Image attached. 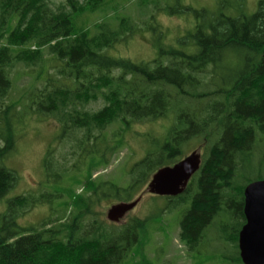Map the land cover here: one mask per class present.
I'll return each mask as SVG.
<instances>
[{"label":"trees","instance_id":"obj_1","mask_svg":"<svg viewBox=\"0 0 264 264\" xmlns=\"http://www.w3.org/2000/svg\"><path fill=\"white\" fill-rule=\"evenodd\" d=\"M54 1L0 0V264H123L147 222L133 218L115 225L102 220L97 208L104 202L134 201L152 175L185 158L192 143L201 153L199 170L181 195L166 197L169 212L186 206L179 241L196 252L213 224L231 248L225 260L243 264L237 232L244 220V190L264 180V0L249 15L245 0H216L213 10L184 5L183 0H137L142 12L152 5L168 15L193 17L189 32L175 38L174 46L157 43L163 30L154 24L157 54L138 63L108 53L136 30L130 17L119 18L114 26L95 23L93 31L76 28L74 19L99 11L108 0ZM154 19L152 14L149 21ZM45 53L55 61L49 67L54 73L44 68ZM19 64L35 73L34 82L43 74L44 79L22 94L20 102H9L11 72ZM97 103L100 108L88 109ZM26 113L60 124L75 173L87 164L81 192L68 191L69 206L29 227L19 219L40 203L51 206L63 190L5 199L18 177L3 162L15 152L16 128ZM160 119L171 121L163 138L137 134L146 148L123 185L93 178L127 145L126 131ZM254 158L258 178L246 180ZM43 165L54 183L70 172L56 166L50 153Z\"/></svg>","mask_w":264,"mask_h":264},{"label":"rangeland","instance_id":"obj_2","mask_svg":"<svg viewBox=\"0 0 264 264\" xmlns=\"http://www.w3.org/2000/svg\"><path fill=\"white\" fill-rule=\"evenodd\" d=\"M60 1L56 0L54 4L57 5ZM225 1L232 3L233 0ZM258 1L245 0L243 3L245 13L248 15L253 13ZM170 2L174 4L175 0H170ZM182 3L193 8L213 10L216 0H183ZM162 4L163 2L160 1L161 7ZM152 14L155 15V19L149 21ZM123 16L131 18L136 25V30L128 40L116 45L115 49L109 50L108 53L112 56L129 58L136 63L148 62L154 59L157 54V46L152 44V39L157 42L155 38L158 37L156 36L157 32L154 30V24L158 23L163 30L162 37L159 38L157 43L162 46H174L175 38L185 36L190 30L189 23L193 20V17L189 14L168 15L161 10L156 11L152 5H149L142 12L137 8V0H108L99 11L87 13L74 19V21L76 28H90L93 31L95 23L110 22L114 26L118 19ZM45 61L44 68L48 69L49 73H54L49 67L54 65L55 61L47 53H45ZM34 76L35 73L32 70L20 64L12 70L13 87L9 95V102H20L22 94L31 86L40 87L42 85L44 74L38 82H34ZM100 107L101 104L97 103L89 105L88 109L96 110ZM171 117L170 115L169 118ZM21 118L23 123L19 125L18 129L16 128L18 138L15 152L3 162L4 167L16 172L18 181L5 199L18 195L38 198L43 193H52L56 189L61 192L63 190L62 198L51 202V206L40 203L19 219V224L24 227L38 226L40 221L59 215L64 207L69 206L68 191H74L77 194L81 192L87 164L82 167L80 173L77 171L75 173L71 169L72 164L75 162L74 158L68 155L71 151V145L61 137L62 128L54 119L40 117L35 113L22 114ZM170 125V119H160L153 123L134 124L131 130L125 132L127 145L117 149L110 158L108 167H99L93 174V178L111 180L116 184L119 182L120 185H123L128 178L127 172L131 165L143 157L146 148L145 143L137 134L149 133L154 139L159 140L163 138L166 128ZM117 128V125H115L113 128L108 129L107 133L110 134ZM195 148V143H192L185 149V152L190 150L186 155ZM48 153H50L56 166H65L70 170L59 182L48 181L49 179L46 177L47 172L44 170L43 160ZM256 167L257 159L254 158L245 174L246 180L258 178L256 177ZM137 199L138 202L135 207L127 212L119 222L114 223L115 225H121L133 218L147 222L139 244L134 247L123 264H228L224 256L231 254V248L226 244L221 232L217 230L215 225L212 224L208 227L205 241L198 250L190 252L179 241V220L186 206L174 208L169 212L166 208L171 204L166 197L148 193L146 186L134 200ZM115 204L119 203L104 202L102 207L97 208L100 214L99 217L105 222H109L106 214L110 207ZM50 207L53 209L52 211ZM3 208L4 203L0 205V211ZM230 233L231 230L227 228L225 237L228 238ZM221 239L224 241H221Z\"/></svg>","mask_w":264,"mask_h":264},{"label":"water","instance_id":"obj_3","mask_svg":"<svg viewBox=\"0 0 264 264\" xmlns=\"http://www.w3.org/2000/svg\"><path fill=\"white\" fill-rule=\"evenodd\" d=\"M200 165L201 153L197 149L174 165L159 168L146 185V191L163 197L181 195ZM138 199L112 205L107 211V220L119 222L135 207ZM243 212L246 224L238 235L241 261L243 264H264V180L252 182L245 188Z\"/></svg>","mask_w":264,"mask_h":264},{"label":"flooded vegetation","instance_id":"obj_4","mask_svg":"<svg viewBox=\"0 0 264 264\" xmlns=\"http://www.w3.org/2000/svg\"><path fill=\"white\" fill-rule=\"evenodd\" d=\"M243 218H244L243 223L241 224V226H239V231L237 232L238 235L241 229L243 228V226L246 224V218H245L244 212H243ZM237 246H238V242H237ZM238 249H239V246H238ZM239 256H240V253H239Z\"/></svg>","mask_w":264,"mask_h":264}]
</instances>
